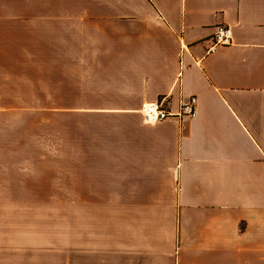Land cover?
<instances>
[{"label": "crops", "instance_id": "0c3cea01", "mask_svg": "<svg viewBox=\"0 0 264 264\" xmlns=\"http://www.w3.org/2000/svg\"><path fill=\"white\" fill-rule=\"evenodd\" d=\"M218 26L233 43L208 52ZM55 39L81 153L62 196ZM164 97L198 116L146 124ZM56 199L79 203L57 241ZM0 264H264V0H0Z\"/></svg>", "mask_w": 264, "mask_h": 264}, {"label": "rangeland", "instance_id": "374dc122", "mask_svg": "<svg viewBox=\"0 0 264 264\" xmlns=\"http://www.w3.org/2000/svg\"><path fill=\"white\" fill-rule=\"evenodd\" d=\"M60 35V33H58ZM57 38V34H56ZM61 40L55 39V70H54V84H55V118H54V179H55V191L61 196L63 192H69L77 190V183L79 179V156L78 150L79 141V121L77 117L65 116V112H69L63 108V106H70L69 104L63 105L62 92H63V66H62V52L57 54V50L60 46ZM39 47L42 51L47 47L46 37H40ZM46 56H39V63L36 67L37 72L32 73L33 88L23 89V94H33L31 91L38 89V103L32 106L37 108L38 112L46 111ZM30 106V105H28ZM50 106V105H49ZM75 112V110H72ZM41 122V116H40ZM40 132L42 126L39 127ZM70 191V192H71ZM40 210H45V225L50 227V236L52 223L53 230L55 232L56 241L62 239L63 236V224L67 223L68 227H74L78 223L77 211L79 212L78 201H64L62 199H56L52 201L39 202ZM42 220V218H40ZM48 234H45L47 238ZM51 238V237H50ZM59 251V247L55 248V254ZM57 261V260H56Z\"/></svg>", "mask_w": 264, "mask_h": 264}, {"label": "built area", "instance_id": "2783aa9c", "mask_svg": "<svg viewBox=\"0 0 264 264\" xmlns=\"http://www.w3.org/2000/svg\"><path fill=\"white\" fill-rule=\"evenodd\" d=\"M233 34V29L230 26H218L211 37L212 46L208 52L216 50L219 46L231 45L233 43ZM197 100V97H192L186 101L182 100L178 112H172L168 109L167 97L153 104H145L142 108L143 121L152 125L172 118L189 117L195 119L198 116Z\"/></svg>", "mask_w": 264, "mask_h": 264}]
</instances>
